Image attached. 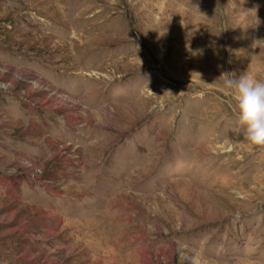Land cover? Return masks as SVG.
Wrapping results in <instances>:
<instances>
[{"label":"rangeland","instance_id":"obj_1","mask_svg":"<svg viewBox=\"0 0 264 264\" xmlns=\"http://www.w3.org/2000/svg\"><path fill=\"white\" fill-rule=\"evenodd\" d=\"M264 0H0V264H264Z\"/></svg>","mask_w":264,"mask_h":264},{"label":"clouds","instance_id":"obj_2","mask_svg":"<svg viewBox=\"0 0 264 264\" xmlns=\"http://www.w3.org/2000/svg\"><path fill=\"white\" fill-rule=\"evenodd\" d=\"M230 107L244 139L252 146H264V80L247 71L228 80Z\"/></svg>","mask_w":264,"mask_h":264}]
</instances>
